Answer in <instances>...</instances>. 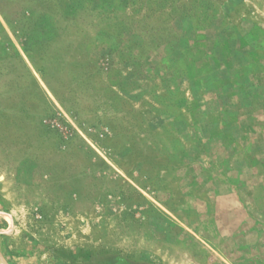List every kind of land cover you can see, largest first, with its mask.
Here are the masks:
<instances>
[{
    "label": "rangeland",
    "instance_id": "rangeland-1",
    "mask_svg": "<svg viewBox=\"0 0 264 264\" xmlns=\"http://www.w3.org/2000/svg\"><path fill=\"white\" fill-rule=\"evenodd\" d=\"M239 34L264 0H0V264L193 257L160 120L176 59Z\"/></svg>",
    "mask_w": 264,
    "mask_h": 264
},
{
    "label": "crops",
    "instance_id": "crops-1",
    "mask_svg": "<svg viewBox=\"0 0 264 264\" xmlns=\"http://www.w3.org/2000/svg\"><path fill=\"white\" fill-rule=\"evenodd\" d=\"M225 40L176 59L177 113L160 120L163 190L192 234L179 264H264V34Z\"/></svg>",
    "mask_w": 264,
    "mask_h": 264
}]
</instances>
